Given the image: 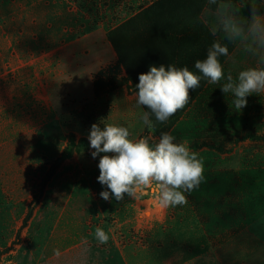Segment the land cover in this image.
Wrapping results in <instances>:
<instances>
[{
  "label": "rangeland",
  "instance_id": "rangeland-1",
  "mask_svg": "<svg viewBox=\"0 0 264 264\" xmlns=\"http://www.w3.org/2000/svg\"><path fill=\"white\" fill-rule=\"evenodd\" d=\"M199 1L0 0V264H264V95L237 110L220 89L256 58L218 33L225 80L202 78L184 109L163 123L151 117L153 130L135 103L150 65L198 71L206 44L179 41L171 54L154 47V32L194 9L209 28L216 5ZM232 3L242 18L251 4L264 14V0ZM115 47L131 73L116 67ZM94 123L128 127L134 140L167 132L187 141L204 164L188 203L103 200Z\"/></svg>",
  "mask_w": 264,
  "mask_h": 264
},
{
  "label": "clouds",
  "instance_id": "clouds-1",
  "mask_svg": "<svg viewBox=\"0 0 264 264\" xmlns=\"http://www.w3.org/2000/svg\"><path fill=\"white\" fill-rule=\"evenodd\" d=\"M208 4L216 5L209 22L211 34L221 33L223 40L240 45L244 53L257 61L256 66L239 71L235 78L229 72L220 88L233 95L235 109L241 110L247 106L249 95H264V14L258 12L256 4H251L250 18H242L232 0H208ZM228 54V44L216 40L208 48L206 58L195 61L198 71L169 64L150 65L147 72L140 73L135 103L137 108L147 109L139 116L142 125L153 130L152 116L163 123L184 109L191 98L190 90L199 88L202 78L211 84L225 80L220 57ZM130 137L125 126L91 125V156L104 154L99 159L97 179L108 190L101 191L100 197L108 201L111 196L119 202L125 196L138 200L150 195L164 209L186 205L185 193L196 189L204 178V164L198 153L190 149L187 141L178 143L167 132L156 140L150 135L135 140ZM94 237L100 244L109 240L102 227L95 228Z\"/></svg>",
  "mask_w": 264,
  "mask_h": 264
},
{
  "label": "trees",
  "instance_id": "trees-1",
  "mask_svg": "<svg viewBox=\"0 0 264 264\" xmlns=\"http://www.w3.org/2000/svg\"><path fill=\"white\" fill-rule=\"evenodd\" d=\"M199 5H201V8L205 6L206 5L205 0L199 1ZM200 12H196L194 9L192 10V13H189V15L186 18L183 17L182 15L176 17L175 23H172L174 28L170 30L164 29L162 31H155L154 41L156 45H154V47L160 49H162V47L163 48L168 47L172 54L174 53V51H176L179 41L186 42L191 38H195L197 42H202L204 45L206 44L207 48H209L212 45V43L217 40V35L215 36L212 35L209 28L204 25V23L200 18ZM182 18L185 20L181 21L180 19ZM191 40L194 41V39ZM186 45H189V42ZM115 48H117L115 49L117 54L116 67L122 66L128 73L129 72L131 73V71L128 70L127 65L124 62L123 55L119 51V48L118 47ZM176 66L184 67V65L182 64Z\"/></svg>",
  "mask_w": 264,
  "mask_h": 264
},
{
  "label": "crops",
  "instance_id": "crops-1",
  "mask_svg": "<svg viewBox=\"0 0 264 264\" xmlns=\"http://www.w3.org/2000/svg\"><path fill=\"white\" fill-rule=\"evenodd\" d=\"M168 61H170V59H168ZM170 64H174V63H170ZM101 250H103V248H100ZM91 261V260H90Z\"/></svg>",
  "mask_w": 264,
  "mask_h": 264
}]
</instances>
